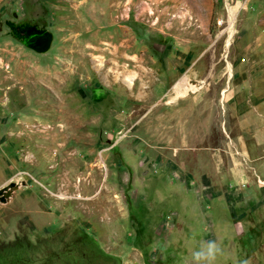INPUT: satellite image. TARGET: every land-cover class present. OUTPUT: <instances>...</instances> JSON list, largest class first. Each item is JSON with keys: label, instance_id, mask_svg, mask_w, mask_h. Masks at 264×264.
<instances>
[{"label": "rangeland", "instance_id": "obj_1", "mask_svg": "<svg viewBox=\"0 0 264 264\" xmlns=\"http://www.w3.org/2000/svg\"><path fill=\"white\" fill-rule=\"evenodd\" d=\"M254 57L264 0H0V264H194L208 240L215 264H264V207L197 200L156 167L212 172L187 129L219 142Z\"/></svg>", "mask_w": 264, "mask_h": 264}, {"label": "crops", "instance_id": "obj_2", "mask_svg": "<svg viewBox=\"0 0 264 264\" xmlns=\"http://www.w3.org/2000/svg\"><path fill=\"white\" fill-rule=\"evenodd\" d=\"M250 61L248 66L239 65L229 82L235 123L221 130L219 142L210 139L205 119L187 129L186 148L197 160L205 154L211 158L212 172L202 166L200 171H189L186 179L177 168L163 164L159 152L156 154V167L162 174L170 171L171 184L186 182L193 198L222 200L226 209L235 212L238 208L254 211L264 207V60L254 57Z\"/></svg>", "mask_w": 264, "mask_h": 264}, {"label": "clouds", "instance_id": "obj_3", "mask_svg": "<svg viewBox=\"0 0 264 264\" xmlns=\"http://www.w3.org/2000/svg\"><path fill=\"white\" fill-rule=\"evenodd\" d=\"M222 254L221 245L216 240L200 241L191 252L194 264H215Z\"/></svg>", "mask_w": 264, "mask_h": 264}, {"label": "flooded vegetation", "instance_id": "obj_4", "mask_svg": "<svg viewBox=\"0 0 264 264\" xmlns=\"http://www.w3.org/2000/svg\"><path fill=\"white\" fill-rule=\"evenodd\" d=\"M46 36L43 32H27L23 34V42L34 50L41 51L44 48L45 41L42 36ZM39 46H42L41 48Z\"/></svg>", "mask_w": 264, "mask_h": 264}, {"label": "bare ground", "instance_id": "obj_5", "mask_svg": "<svg viewBox=\"0 0 264 264\" xmlns=\"http://www.w3.org/2000/svg\"><path fill=\"white\" fill-rule=\"evenodd\" d=\"M235 33V28H234V17L232 16L231 17V23H230V27H229V37H228V40H227V46L231 43V39L233 37V34ZM187 79L185 80H182L183 82H179L175 88L177 90V97H179L180 95H183L185 94L188 90H190L192 87H195L197 86V84H194V83H187L186 81ZM188 84V85H187Z\"/></svg>", "mask_w": 264, "mask_h": 264}, {"label": "water", "instance_id": "obj_6", "mask_svg": "<svg viewBox=\"0 0 264 264\" xmlns=\"http://www.w3.org/2000/svg\"><path fill=\"white\" fill-rule=\"evenodd\" d=\"M42 38L44 39V41H45V45H44V48H43V50H41V52L42 51H45L46 49H47V47H48V45H47V36H42ZM40 48L42 47V46H39ZM12 188V186H10V187H6L5 189H4V191L2 192V195H3V197H2V199L3 200H5L10 194H11V192H9L8 194H6V192L9 190V189H11Z\"/></svg>", "mask_w": 264, "mask_h": 264}]
</instances>
